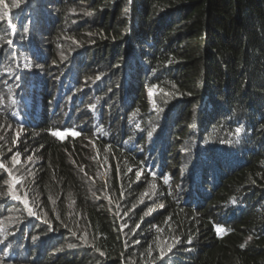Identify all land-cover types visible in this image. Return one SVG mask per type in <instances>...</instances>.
Instances as JSON below:
<instances>
[{
	"label": "trees",
	"instance_id": "trees-1",
	"mask_svg": "<svg viewBox=\"0 0 264 264\" xmlns=\"http://www.w3.org/2000/svg\"><path fill=\"white\" fill-rule=\"evenodd\" d=\"M1 161L0 264H264V0H0Z\"/></svg>",
	"mask_w": 264,
	"mask_h": 264
},
{
	"label": "clouds",
	"instance_id": "clouds-1",
	"mask_svg": "<svg viewBox=\"0 0 264 264\" xmlns=\"http://www.w3.org/2000/svg\"><path fill=\"white\" fill-rule=\"evenodd\" d=\"M26 105L29 108L31 121L36 125V122L42 120V114L44 111L45 98L38 92L33 91L32 89L28 91L27 95H25ZM50 119L63 121H69L71 119V114L68 115L66 111H61L56 104L50 106ZM0 165H3V162H0ZM1 168V167H0Z\"/></svg>",
	"mask_w": 264,
	"mask_h": 264
},
{
	"label": "snow or ice",
	"instance_id": "snow-or-ice-1",
	"mask_svg": "<svg viewBox=\"0 0 264 264\" xmlns=\"http://www.w3.org/2000/svg\"><path fill=\"white\" fill-rule=\"evenodd\" d=\"M9 43H11V41H9ZM237 131L239 132V129ZM57 135H59V133H57ZM72 135H75V133H72ZM0 167H3V165H0Z\"/></svg>",
	"mask_w": 264,
	"mask_h": 264
},
{
	"label": "rangeland",
	"instance_id": "rangeland-1",
	"mask_svg": "<svg viewBox=\"0 0 264 264\" xmlns=\"http://www.w3.org/2000/svg\"><path fill=\"white\" fill-rule=\"evenodd\" d=\"M56 4V3H55Z\"/></svg>",
	"mask_w": 264,
	"mask_h": 264
}]
</instances>
